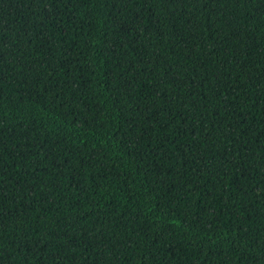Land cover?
<instances>
[{
    "label": "trees",
    "instance_id": "obj_1",
    "mask_svg": "<svg viewBox=\"0 0 264 264\" xmlns=\"http://www.w3.org/2000/svg\"><path fill=\"white\" fill-rule=\"evenodd\" d=\"M0 264H264V0H0Z\"/></svg>",
    "mask_w": 264,
    "mask_h": 264
}]
</instances>
